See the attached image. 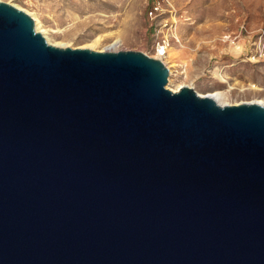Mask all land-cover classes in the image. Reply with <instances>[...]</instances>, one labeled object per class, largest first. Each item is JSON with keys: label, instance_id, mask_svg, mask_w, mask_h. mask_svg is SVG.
I'll use <instances>...</instances> for the list:
<instances>
[{"label": "water", "instance_id": "95a60500", "mask_svg": "<svg viewBox=\"0 0 264 264\" xmlns=\"http://www.w3.org/2000/svg\"><path fill=\"white\" fill-rule=\"evenodd\" d=\"M167 75L0 1V264H264V106Z\"/></svg>", "mask_w": 264, "mask_h": 264}, {"label": "rangeland", "instance_id": "374dc122", "mask_svg": "<svg viewBox=\"0 0 264 264\" xmlns=\"http://www.w3.org/2000/svg\"><path fill=\"white\" fill-rule=\"evenodd\" d=\"M0 1L31 16L51 43L160 59L171 90L186 85L200 94L223 90L230 104L264 102V0Z\"/></svg>", "mask_w": 264, "mask_h": 264}, {"label": "bare ground", "instance_id": "6f19581e", "mask_svg": "<svg viewBox=\"0 0 264 264\" xmlns=\"http://www.w3.org/2000/svg\"><path fill=\"white\" fill-rule=\"evenodd\" d=\"M36 21V20H35ZM35 23H37V22H35ZM38 24V23H37ZM37 24L35 25V30L36 31H39L40 29H37ZM42 33V32H41ZM47 42L48 43H51V42H49L48 40H47ZM51 44H53V45H56V46H61V47H63V45L62 44H55V43H51ZM180 87V86H179ZM179 87H177V88H175V89H172L173 91H176V90H178V88ZM199 95H205V96H209V97H211L212 99H214L218 104H221V105H224V104H230L229 102H227L226 101V92L225 91H223V90H213V91H211V92H208V93H206V94H200V93H198ZM249 102H254V103H258V104H261V105H263L264 106V102L262 101V100H252V101H249Z\"/></svg>", "mask_w": 264, "mask_h": 264}, {"label": "built area", "instance_id": "2783aa9c", "mask_svg": "<svg viewBox=\"0 0 264 264\" xmlns=\"http://www.w3.org/2000/svg\"><path fill=\"white\" fill-rule=\"evenodd\" d=\"M167 49V42L165 40H161L159 42H157L156 44V54L158 56H164L165 52Z\"/></svg>", "mask_w": 264, "mask_h": 264}]
</instances>
